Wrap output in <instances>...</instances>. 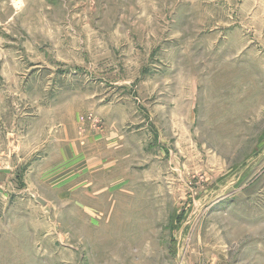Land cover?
<instances>
[{
	"label": "rangeland",
	"instance_id": "obj_1",
	"mask_svg": "<svg viewBox=\"0 0 264 264\" xmlns=\"http://www.w3.org/2000/svg\"><path fill=\"white\" fill-rule=\"evenodd\" d=\"M0 174V264H264V0H0Z\"/></svg>",
	"mask_w": 264,
	"mask_h": 264
},
{
	"label": "water",
	"instance_id": "obj_2",
	"mask_svg": "<svg viewBox=\"0 0 264 264\" xmlns=\"http://www.w3.org/2000/svg\"><path fill=\"white\" fill-rule=\"evenodd\" d=\"M3 178H4V175L1 174L0 175V180H2ZM36 201H38L40 204H44L45 203L44 200L41 199L40 197H36Z\"/></svg>",
	"mask_w": 264,
	"mask_h": 264
},
{
	"label": "crops",
	"instance_id": "obj_3",
	"mask_svg": "<svg viewBox=\"0 0 264 264\" xmlns=\"http://www.w3.org/2000/svg\"><path fill=\"white\" fill-rule=\"evenodd\" d=\"M1 175V174H0ZM4 175V174H3ZM6 178V175H4V178L2 180H4Z\"/></svg>",
	"mask_w": 264,
	"mask_h": 264
}]
</instances>
